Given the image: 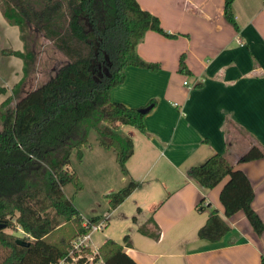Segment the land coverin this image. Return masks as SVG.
I'll use <instances>...</instances> for the list:
<instances>
[{"label": "crops", "instance_id": "0c3cea01", "mask_svg": "<svg viewBox=\"0 0 264 264\" xmlns=\"http://www.w3.org/2000/svg\"><path fill=\"white\" fill-rule=\"evenodd\" d=\"M137 1L177 36L147 30L136 50L159 68L126 66L124 80L111 89V98L129 107L151 99L154 105L145 113L143 132L121 126L132 139L133 152L126 160L127 174L118 165L116 186L105 195L131 179L137 186L117 206L106 207L103 217L95 210L84 217L73 201L84 220L97 216L103 223L102 229L91 231L87 254L93 256L111 238L137 264H259L264 256V157L238 159L253 142L264 147V0L232 1L237 30L224 17V0ZM3 49L22 51L23 41L0 9V86L7 89L1 100L13 87L19 93L35 87L41 74L35 66L23 77L22 59ZM55 68V61L47 73L42 68V79ZM215 152L228 153L247 176L253 188L251 206L263 222L260 234L238 210L225 217L230 229L220 239L197 236L210 208L223 216L219 191L227 177L207 188L187 170ZM82 153L79 162L90 160L92 172L117 163L115 152L98 140ZM103 180L110 182L108 176ZM201 198L210 207L197 209ZM68 264L93 263L87 257L86 262Z\"/></svg>", "mask_w": 264, "mask_h": 264}, {"label": "trees", "instance_id": "16d2710c", "mask_svg": "<svg viewBox=\"0 0 264 264\" xmlns=\"http://www.w3.org/2000/svg\"><path fill=\"white\" fill-rule=\"evenodd\" d=\"M232 1L224 0L223 13L237 30ZM0 9L8 23L18 27L23 41L22 51L2 52L22 59L23 77L35 68L33 31L40 32L64 57L40 84L19 96L13 87L0 99V264H58L71 242L88 231L86 224L98 219L84 220L73 196L62 189L67 183L75 191L82 188L78 173L68 167L71 154L82 158V148L89 145L88 135L94 130L99 144L115 152L121 172L127 174L133 142L121 126L143 132L145 113L154 100L129 107L112 99L111 89L124 80L126 66L159 68L158 62L142 58L136 50L147 30L166 37L177 34L166 31L158 17L137 0H0ZM6 92L0 86V96ZM260 157H264V147L253 142L238 161ZM187 172L207 188L227 177L219 191L223 216L210 208L197 229L199 238L220 239L230 229L225 217L238 210H243L255 233H261L263 222L251 206L253 188L228 153H212ZM137 184L131 179L108 193L109 207L122 202ZM203 201L197 209L210 207ZM6 228H20L25 234L18 237ZM83 252H89L88 247ZM92 263L137 264L111 238L98 247ZM259 264H264V256Z\"/></svg>", "mask_w": 264, "mask_h": 264}, {"label": "rangeland", "instance_id": "374dc122", "mask_svg": "<svg viewBox=\"0 0 264 264\" xmlns=\"http://www.w3.org/2000/svg\"><path fill=\"white\" fill-rule=\"evenodd\" d=\"M31 44L36 53V58L38 61V65L35 66H38V69L41 71V74H39L40 76L38 78L39 81L36 84H40L45 80L42 79L44 77V72H48V68L51 67L52 62L55 61V67H57L62 62L63 58L61 54L53 52L55 49L54 46L38 31H33ZM47 57H51V59H48ZM42 68L45 69L44 72ZM21 94L23 93H19V91L17 92L18 96ZM98 137L99 136L97 132L91 130L88 135L89 143L95 142V140L99 139ZM68 167L80 173L82 178L80 176L79 178L82 182V188L78 191H75L74 186L71 183H67L62 188L64 193L67 196H73V201L78 208H81V213L84 217H88L87 215L89 214L90 210L98 211V213H100V215L103 217L106 212V207H109L105 190L107 188H115L116 185L113 179L115 178L116 171H119L118 164L113 160L105 169H93L92 172L89 171L92 168L90 160L87 159L79 162L74 154H71ZM107 176L110 180L109 183H107L108 181L103 180ZM102 177L104 178L102 179ZM6 230L12 231L18 237L23 235L20 229L13 231L10 228H6ZM97 233L99 232H95V234Z\"/></svg>", "mask_w": 264, "mask_h": 264}, {"label": "built area", "instance_id": "2783aa9c", "mask_svg": "<svg viewBox=\"0 0 264 264\" xmlns=\"http://www.w3.org/2000/svg\"><path fill=\"white\" fill-rule=\"evenodd\" d=\"M240 42V41H239ZM184 84H187V82L184 80L183 81ZM187 87L190 88V85H187ZM88 231L80 236H78L76 239H74L71 242V247L67 253V255L60 259L58 261V264H68L69 261L70 262H74V261H78L79 258L81 257H89L90 259H92V256H89V254H87V252H83V248L87 247V240L90 238V233L93 230H100L103 227V223H101L100 221H95V222H90L86 224ZM23 234H25L22 231ZM97 251L94 252V254ZM69 259V261H68Z\"/></svg>", "mask_w": 264, "mask_h": 264}, {"label": "water", "instance_id": "95a60500", "mask_svg": "<svg viewBox=\"0 0 264 264\" xmlns=\"http://www.w3.org/2000/svg\"><path fill=\"white\" fill-rule=\"evenodd\" d=\"M148 108H149V106L143 108L142 111H145V110H147ZM17 241L22 242V240H21L20 238H18Z\"/></svg>", "mask_w": 264, "mask_h": 264}]
</instances>
